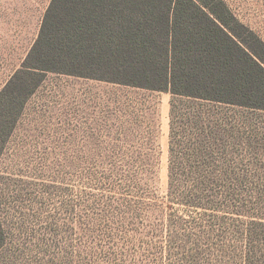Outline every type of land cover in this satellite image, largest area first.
Instances as JSON below:
<instances>
[{"label":"rangeland","instance_id":"1","mask_svg":"<svg viewBox=\"0 0 264 264\" xmlns=\"http://www.w3.org/2000/svg\"><path fill=\"white\" fill-rule=\"evenodd\" d=\"M51 1L0 0V91ZM223 2L264 43V0ZM171 100L44 74L0 152V264H264V110L190 105L217 125L175 129L202 143L188 160L203 167L190 183H210L201 208L168 194Z\"/></svg>","mask_w":264,"mask_h":264},{"label":"trees","instance_id":"2","mask_svg":"<svg viewBox=\"0 0 264 264\" xmlns=\"http://www.w3.org/2000/svg\"><path fill=\"white\" fill-rule=\"evenodd\" d=\"M46 73L170 93L168 194L195 207L214 208L196 195L210 183H190L203 173L188 163L191 154L203 159L202 143L177 145L175 129L198 138L217 125L192 102L264 110V43L223 0H52L21 69L0 91V152ZM4 239L0 227V251Z\"/></svg>","mask_w":264,"mask_h":264}]
</instances>
